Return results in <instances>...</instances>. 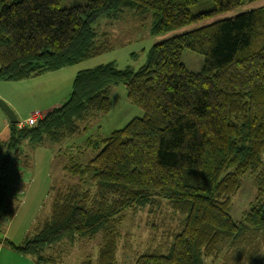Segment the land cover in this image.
<instances>
[{
    "label": "trees",
    "instance_id": "1",
    "mask_svg": "<svg viewBox=\"0 0 264 264\" xmlns=\"http://www.w3.org/2000/svg\"><path fill=\"white\" fill-rule=\"evenodd\" d=\"M196 1L87 0L62 7L61 0H0V81L35 78L108 51L112 46L93 27L102 14L151 12V33L161 35L244 2L211 0V9L193 13ZM186 48L205 56L200 71L182 61ZM118 83L143 116L112 131L87 163L71 167L79 181L51 187L47 216L21 243L2 236L0 243L35 264H58L65 243L102 234L95 264H118L119 214L127 208H147L152 242L164 228L162 243L134 264H205L237 243L247 226L264 235L261 173L246 224L230 214L242 177L264 162V5L154 43L138 69L110 61L79 70L69 98L36 126L11 123L9 138L0 140V229L20 203L13 192L23 193L17 178L30 148L63 144L86 129L81 122L111 109L110 89ZM253 264H264V257Z\"/></svg>",
    "mask_w": 264,
    "mask_h": 264
},
{
    "label": "rangeland",
    "instance_id": "2",
    "mask_svg": "<svg viewBox=\"0 0 264 264\" xmlns=\"http://www.w3.org/2000/svg\"><path fill=\"white\" fill-rule=\"evenodd\" d=\"M86 1L61 0V6H71ZM263 5L264 0H244L240 6L226 13L206 16L186 27L161 35L151 33V12L138 13L134 9L126 8L117 17L102 14L94 20L93 27L99 36L101 35V38L112 46L108 51L67 66L51 75L44 74L40 76L41 78L1 80L0 97L23 121L30 110L35 111L34 107L51 106L54 101L62 102L61 98H65L66 101L72 91L73 79L79 70L110 61H114L120 68L131 66L138 69L145 63L147 50L154 43L197 28L217 18L234 16ZM189 8L193 13L207 11L212 8V1L197 0ZM182 61L189 70L198 72L204 65L205 56L186 48L182 52ZM110 96L112 98L111 109L106 114H99L88 121L81 122L82 128L86 127V129L69 137L63 144L30 148L28 166L31 163V169L24 167L25 176L28 177L31 174L36 178L34 188L37 194L44 198L41 203L42 212L37 221L42 220L43 215L50 209L49 192L52 186L68 185L75 183L76 180L79 181L78 176L75 178L72 175L73 165L87 163L104 147L103 140L112 131L124 127L135 117L143 116L144 110L128 98L124 83L113 85L110 89ZM0 109L4 111L1 107ZM39 110L42 111V109ZM259 173L264 176V162L257 172L248 173L242 177L240 189L232 197L230 214L235 221L241 224L245 223L246 215L254 202L258 190L256 177ZM27 204V202L23 203V205ZM119 215L121 221L118 225L120 232L118 264H134L137 255L145 252L150 245L155 247L162 243L160 240L164 230L162 227L159 228L160 234L157 240L152 242L155 233L148 225L150 216L147 208L143 210L127 208ZM176 224V221L172 222L173 226ZM252 232L253 230L247 226L237 243H227L218 259H206L205 264H253V259L259 261L264 257V235ZM101 242L102 234H98L92 239L79 240L72 244L65 243L58 255L60 259L58 264H95ZM161 248V252H167L165 245Z\"/></svg>",
    "mask_w": 264,
    "mask_h": 264
},
{
    "label": "crops",
    "instance_id": "3",
    "mask_svg": "<svg viewBox=\"0 0 264 264\" xmlns=\"http://www.w3.org/2000/svg\"><path fill=\"white\" fill-rule=\"evenodd\" d=\"M61 70H63V68L56 71L47 72L45 74L51 75L52 73H56ZM40 76L35 78H41ZM61 101L62 102L54 101L51 106H44L41 108L34 107L33 109H42V111L48 112L52 108L57 107L58 105L63 103L65 101V98H61ZM33 111L34 110H30L26 118L25 115H23V117L25 118L24 120H26ZM18 120L20 119L18 118ZM10 124L11 121L9 120L8 116L4 111L0 109V140L5 141L9 138ZM29 167L31 169V163L29 166H27V168ZM30 176L28 175V177H26L25 171H23L22 176H18L17 178L20 180L19 185H22L23 193L18 194L16 191L13 192L14 196L20 199V203L15 213L9 219H3V228L0 229V236H2V241L5 237H7L15 243H21L32 231L35 226V222L38 220V217L42 212L43 206L41 203L44 201V198L41 195H38L37 190L34 188L36 178L31 174ZM25 202H27L28 204L23 205V203ZM48 212L49 211H47L46 214L43 215L44 217L42 218V220L47 216ZM13 228H15V230H13ZM0 264H35V262L32 258L22 255L21 253H18L10 249L9 247H6L5 244L1 242Z\"/></svg>",
    "mask_w": 264,
    "mask_h": 264
},
{
    "label": "built area",
    "instance_id": "4",
    "mask_svg": "<svg viewBox=\"0 0 264 264\" xmlns=\"http://www.w3.org/2000/svg\"><path fill=\"white\" fill-rule=\"evenodd\" d=\"M46 112L45 111H40L39 109L33 111L31 115L24 121H20L18 123L19 127H24V126H36L38 122L45 116Z\"/></svg>",
    "mask_w": 264,
    "mask_h": 264
},
{
    "label": "water",
    "instance_id": "5",
    "mask_svg": "<svg viewBox=\"0 0 264 264\" xmlns=\"http://www.w3.org/2000/svg\"><path fill=\"white\" fill-rule=\"evenodd\" d=\"M0 107L4 110L11 123H18V116L10 105L0 97Z\"/></svg>",
    "mask_w": 264,
    "mask_h": 264
}]
</instances>
